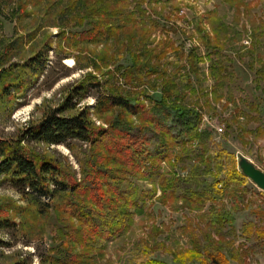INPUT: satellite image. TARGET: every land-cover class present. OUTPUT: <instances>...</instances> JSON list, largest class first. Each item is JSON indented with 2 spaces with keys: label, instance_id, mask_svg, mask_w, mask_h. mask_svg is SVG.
<instances>
[{
  "label": "rangeland",
  "instance_id": "1",
  "mask_svg": "<svg viewBox=\"0 0 264 264\" xmlns=\"http://www.w3.org/2000/svg\"><path fill=\"white\" fill-rule=\"evenodd\" d=\"M151 4L152 8L144 5L145 16L151 15L156 23L149 21L142 27L128 22L127 32L115 29L96 42H76L75 33L90 27L81 0H0V61L5 66L11 64V76L22 74L21 84L10 94L0 93V146L18 144L27 126L66 103L70 91L80 83L100 86L63 114L87 108L96 126L107 127L111 115L121 111L115 107L111 109L114 112H98L97 97L110 89L126 98L138 96L151 107L161 99V79L157 73L148 75L146 71L151 69L145 68L142 79L127 82L123 72L133 60L125 44L137 49L140 34L148 31L152 48L148 56H157L164 42L174 43L179 51L170 49L161 64L179 70L186 63L181 52L185 54L191 45L188 36H194L197 44L202 41L193 20L199 17L203 30L219 38L217 42L212 39L213 43L224 45L219 58L222 68L213 80L208 63H200L203 89L192 85L197 89L193 93L191 85L184 82L177 87L187 92L185 104L200 115L198 132L211 131V136L203 142L204 135H200L185 149L173 144L171 164L163 161L152 177L134 180L145 193L143 202L139 200L141 210H134L123 234L102 245L93 243L90 252L99 258L96 264H140L145 258L167 264H264V190L250 178L218 186L221 192L198 206L182 198V188L177 196L169 188L163 195L160 184L162 176L174 173L188 178L195 173L203 185H212L233 168V159L241 172V156L264 171V0H152ZM138 15L134 17L139 20ZM45 49L42 72L22 67ZM102 56L107 64L94 67ZM141 61L147 63L148 57ZM149 62L153 65L154 58ZM191 77L195 81V76ZM147 94L151 98L147 99ZM168 105L172 107L173 102ZM172 110L175 115L176 109ZM167 124L172 125L170 120ZM21 144L38 157L52 159L78 179L91 156L90 144L78 140H72L71 147L45 142ZM204 145L208 153L201 159ZM33 196L17 190L9 177L0 176V264L29 258L32 264H60L55 259L63 260L68 246L74 253L85 252L82 243L72 238L77 222L57 210L60 195L40 200ZM218 253L222 263L213 260Z\"/></svg>",
  "mask_w": 264,
  "mask_h": 264
},
{
  "label": "trees",
  "instance_id": "2",
  "mask_svg": "<svg viewBox=\"0 0 264 264\" xmlns=\"http://www.w3.org/2000/svg\"><path fill=\"white\" fill-rule=\"evenodd\" d=\"M90 1L92 2L89 3ZM81 3L84 19H88L90 27L75 33L76 42L79 39L96 42L99 38L110 35L115 29L123 33L127 32L128 22H131L132 26L142 27L149 21L156 23L154 19L151 20V15L145 16L147 10L144 5L149 4L146 8H152L150 6L152 0H81ZM135 14H140L139 20L134 17ZM112 16L113 19H111ZM125 17H132L133 20L124 21ZM193 20L195 28L201 33L202 41L197 44L194 36H188L191 45L185 54L181 52L186 63L182 64L179 70L169 68L167 63L161 64V60L166 57L170 49L179 51L174 47V43L164 42L157 56H148L152 49L149 47L151 33L148 31L140 34L137 49L132 50L129 48L130 43L125 44V50L131 49L129 53L133 60V64L126 67L123 72L127 82L135 80L134 78L142 79L145 68L151 69L146 71L148 75L157 73L161 79V99H156L151 107H147L146 102L138 96L126 98L110 89V93L97 97L98 112H114L111 109L115 107L121 108V111H118L117 115H111L107 127L96 126L89 117L87 108L73 115L63 114L65 110L75 107L84 96L89 95L92 88L100 86H87L80 83L70 91L66 103L46 112L37 124L27 126L20 135L18 144L3 143L0 146V176L9 177L17 190L21 193H30L37 200L45 196L52 198L59 194L58 212L60 215L65 213L66 218H72L77 222L72 238L82 243L85 252L74 253L68 246L65 248L63 260L55 259V262L96 264L99 258L96 260V257L91 254L90 246L96 242L100 244L107 242L123 234L130 225L134 210H141L139 200L143 202L145 193L134 180L152 177L155 171H159L163 161L171 164L172 159L174 160L170 151L173 144H181L185 149L188 143L201 138L200 135H204V138L200 139L203 142L206 137L210 138L211 131H205L203 134L198 132L196 124L200 115L195 112V109L185 104L187 92L181 91L177 83L184 82L191 86L204 85L200 76V63H208V75L213 80H217L219 69L222 68H220L219 58L224 45L216 43L219 38H213L209 31L203 30V26L198 24L199 17ZM212 39L216 42L213 43ZM45 50L42 54L31 57L22 67H30L33 73L42 72L48 52ZM147 57V63H143L141 59L145 60ZM153 58L155 62L151 65L149 61ZM98 61L93 63L94 67H99V63L107 64L106 56H102ZM3 64L0 61V66ZM10 65L0 67L2 96L10 94L11 90L21 84L22 74L11 76ZM192 75L195 76V81ZM191 86H189L190 91L194 93L197 89ZM145 97L151 98L148 94ZM75 98V102L72 103ZM169 101L173 102L172 107L168 105ZM172 108L176 109L175 115L171 113ZM168 120L172 124L171 127L167 124ZM72 140L89 143L91 148V156L83 166L80 179L52 159L38 157L21 144V142L26 144L45 142L71 147ZM206 149L204 145L201 159H204L206 152L208 153ZM212 152L210 149L209 154ZM178 157L182 158V156ZM232 164L231 170L218 176L212 185L208 186L199 182L195 173L188 178H180L174 173L162 176L160 184L163 195L169 188L171 194L177 196L179 188H182V198L198 206L203 200L214 198L221 192V187H226L231 182L247 180V177L237 168L234 159ZM212 257L216 263L224 261L221 253ZM13 264H32V260L29 258ZM140 264L167 263L145 258Z\"/></svg>",
  "mask_w": 264,
  "mask_h": 264
},
{
  "label": "water",
  "instance_id": "3",
  "mask_svg": "<svg viewBox=\"0 0 264 264\" xmlns=\"http://www.w3.org/2000/svg\"><path fill=\"white\" fill-rule=\"evenodd\" d=\"M238 166L241 172L250 178L255 184L264 190V171L259 169L244 156H241L238 161Z\"/></svg>",
  "mask_w": 264,
  "mask_h": 264
},
{
  "label": "built area",
  "instance_id": "4",
  "mask_svg": "<svg viewBox=\"0 0 264 264\" xmlns=\"http://www.w3.org/2000/svg\"><path fill=\"white\" fill-rule=\"evenodd\" d=\"M222 130L221 128H219V131Z\"/></svg>",
  "mask_w": 264,
  "mask_h": 264
},
{
  "label": "bare ground",
  "instance_id": "5",
  "mask_svg": "<svg viewBox=\"0 0 264 264\" xmlns=\"http://www.w3.org/2000/svg\"><path fill=\"white\" fill-rule=\"evenodd\" d=\"M67 61H69V60H67Z\"/></svg>",
  "mask_w": 264,
  "mask_h": 264
}]
</instances>
